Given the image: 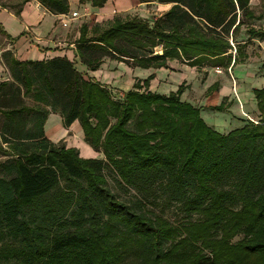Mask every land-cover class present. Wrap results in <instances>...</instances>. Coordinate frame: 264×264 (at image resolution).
<instances>
[{"label":"trees","instance_id":"trees-1","mask_svg":"<svg viewBox=\"0 0 264 264\" xmlns=\"http://www.w3.org/2000/svg\"><path fill=\"white\" fill-rule=\"evenodd\" d=\"M40 1L52 13L69 11L68 0ZM81 1L99 8L108 2ZM142 1L176 3L167 14L172 28L137 17L83 24L77 53L90 70L105 58L142 69L168 68L174 60L224 69L245 62L246 56L228 54L226 36L241 29L243 18L256 17L250 0ZM160 46L163 54H155ZM8 66L17 81L0 86V258L8 264H126L131 257L133 264H264V88L254 91L259 121L221 134L182 100L185 84L169 95L152 92L151 75L117 99L66 58L11 59ZM219 90V83L209 88L206 107L225 112V101L216 104ZM50 112L61 114L66 127L80 121L87 143L104 158L86 159L51 142ZM105 171L144 200L180 204L188 217L206 219L174 226L152 218L143 200H119ZM239 233L244 238L232 244Z\"/></svg>","mask_w":264,"mask_h":264},{"label":"crops","instance_id":"crops-1","mask_svg":"<svg viewBox=\"0 0 264 264\" xmlns=\"http://www.w3.org/2000/svg\"><path fill=\"white\" fill-rule=\"evenodd\" d=\"M68 3V13L57 14L52 13L40 0H0V86L2 83L17 81L8 66L11 59L19 63H41L56 58H66L75 64L77 70L86 80L100 83L110 90L115 97L123 99L125 93L118 91L119 96H117L111 91V88H108V83L116 80L122 82L125 75V79L129 80V73L127 71L123 73L124 62L119 61L117 64L115 62L117 60L105 58L97 70H90L78 57V40L81 36L82 23H84L81 18L91 19L92 22H89L90 28L95 24H108L115 18L130 19L135 17L148 20L151 24L161 20L164 25L168 24L169 28H172V22L167 20V14L176 3L108 0L101 8L94 7L91 1L82 3L81 0H68ZM180 6L183 7V12L192 14L187 7ZM249 9L255 13L256 17L252 19L246 17V41L242 43L243 45L246 44V54L243 55L239 48H236L239 51L236 56L232 54L233 49L228 52V54H232L234 60L237 56L239 58L246 56L245 62L233 64L228 69L211 66H202L200 69L194 67L195 73L201 76L196 79L198 85L200 88H204L202 90V103L198 105L197 101L189 100L190 90H188L186 96L185 93L182 96L183 101L201 109L202 118L216 131L220 128L216 124L217 118H222L219 115L229 113V116H223L228 119V125L230 126L228 128L230 131L228 130L224 134L243 127L247 121H255V118L259 119L260 115L254 91L264 88V0H250ZM79 11L83 13L80 14ZM73 13H78V17L71 18ZM240 13L241 11L238 10L239 18ZM65 16H69V19ZM194 17L199 22V18ZM64 22L67 23V26L63 25ZM72 27H76L77 30L72 31ZM236 34L232 35L231 32L233 40H235ZM240 44L241 42L237 41V45L240 46ZM180 62L178 60L169 61L168 68L142 69L128 66L127 69L131 71L133 79L135 73L138 74L142 70V77L138 75L137 79V81H141L142 85L149 76L155 75V79L150 83L149 90L169 95L171 92H176L182 84H185L186 87L190 86L191 90L194 87L192 82L195 81L197 75H190L184 69L188 65L182 63L181 66ZM240 65L246 67V97L243 91V95L240 93L241 81L234 75L235 69ZM215 83L220 84L216 104L220 105L225 101L228 106L225 112H217L206 107L207 92ZM243 90L245 93V89ZM232 109L234 111L238 109V112H232ZM233 123L238 124L235 128L230 129ZM45 135L54 144L62 143L68 149L76 148L83 158L101 159L103 157V154L96 152L87 143L78 120L66 127L61 114L50 112L45 124Z\"/></svg>","mask_w":264,"mask_h":264},{"label":"rangeland","instance_id":"rangeland-1","mask_svg":"<svg viewBox=\"0 0 264 264\" xmlns=\"http://www.w3.org/2000/svg\"><path fill=\"white\" fill-rule=\"evenodd\" d=\"M79 13L82 14L83 12L79 11ZM241 15H242V13H240V16ZM81 21H84V23H82V25L85 24V23L90 24L89 22H92L91 19H87V18H81ZM243 21H244V25L241 27V29L239 31H237V34L235 35L236 36L235 40H233V38L231 36H226V38L229 40L230 44L233 47V50H232L233 56H236L239 53V51L243 55L246 54V44L245 45L242 44L244 41H246V18H243ZM103 24L107 25V23H103ZM71 30L72 31H76L77 28L76 27H72ZM218 30L220 31V29H218ZM237 41L241 42L240 46L237 45ZM236 48H239V51H237ZM155 54H158V55H162L163 54V49H162L161 46L158 47V48H155ZM240 59L242 60V58H239V60ZM178 61H181L180 65L182 63L188 65L185 61H182V60H178ZM115 62L118 64L119 61L117 60ZM111 64H113V63H111ZM123 66H124L123 67V73H125L126 71H127V73H129V76H128L129 80L125 79V77H126V75H125L123 77V81L122 82L120 80H116L115 82L111 81L110 83H108L109 84L108 88H111V91H113L114 94H116L117 96H119L118 91H121V92L123 91L125 94L129 93L130 91H132L134 89L136 83L138 82L137 81L138 75H140V77H142V75H143V72H141L142 70H140L138 72V74H137V72L135 73V78L133 79L131 71H129V69H127V68H129L128 66H130L132 68L135 67L133 65V63L130 62V61H128V62L126 61V62H124ZM204 66H208V65H204ZM197 68L200 69V67H197ZM184 69L188 73H190V75L191 74L194 75V76L197 75V77H195V81L192 82L193 85H194L193 89L191 90L190 86L186 87L185 96L187 95L188 90H190L189 91L190 95H188L189 100H195V101L198 102V105H199V103H202V100H203L202 90L204 88L202 89V88L199 87V85H198L199 83H198V81L196 79L200 78L201 76L198 75L197 73H195V68L194 67H191V66L188 65V67H184ZM177 71H179V70H177ZM211 71H213V70L211 69ZM221 71L224 72L223 70H221ZM228 74H230V73L228 72ZM234 75L236 76V78H238L241 81V84L239 86L240 93L242 94V91H243V94L246 97V67L244 68L242 65L238 66L235 69V71H234ZM126 83H128V85H126ZM243 89H245V93H244ZM234 94H235V90H234ZM116 98L118 99V97H116ZM235 110L236 111H234V109H232L231 111L232 112H238V109H235ZM223 114L219 115V116H222V118L218 117L217 118V123H216L220 127V128L217 129V131L219 133H221V134H224L226 131H228L229 130L228 128L230 127L228 125L229 124L228 119H225L223 117L225 115L229 116V113H223ZM254 120H255V122L259 121V119H257V118H255ZM214 124H215V122H214ZM237 124L238 123H233V125H232V127L230 129L235 128ZM99 152L101 154H103V152L101 150ZM80 156H81V154H80ZM103 158H104V155H103V157L101 159H103ZM105 173H106V178L108 180L109 187H110L111 191L117 196V198L119 200H121V201H123L125 203H128V204H135L137 201L143 200V202L145 203V206H146L144 208V210H147V212L149 214H153V215H151L152 218H154V215H158V216L166 219L170 224H172L174 226H179V225L182 224V222H184L186 220H190V222H197V221L199 222V221H202L203 219H206V217H203V215H199V214H193L191 217H188L182 210H180V204L172 203V204H168L167 205V203H166V205H165L164 200L159 199V200L156 201L154 198H152V199H150L148 201L144 200L142 194H140L136 189H134V188H132L130 186H127L125 184H119L118 181H120V179L115 175V173H112V172H109V171H105ZM149 201H151V202H149ZM220 237H221V233L218 232L216 234V236L214 237V239L215 238L218 239ZM243 238H244V234L243 233H239L237 235V237H235V239L232 241V244H235V243L239 242ZM0 246H1V244H0ZM197 246H198V248H200L201 244L199 243ZM205 253L207 255H211L210 249H205L203 251V254H205ZM133 263L134 262H133V258L132 257L129 258L128 260H126V264H133ZM0 264H8V263H7V261H5L2 258H0Z\"/></svg>","mask_w":264,"mask_h":264},{"label":"built area","instance_id":"built-area-1","mask_svg":"<svg viewBox=\"0 0 264 264\" xmlns=\"http://www.w3.org/2000/svg\"><path fill=\"white\" fill-rule=\"evenodd\" d=\"M65 17H66L67 19H69V16H65ZM76 17H78V13H73L71 18H76ZM63 25H64V26H67V23L64 22Z\"/></svg>","mask_w":264,"mask_h":264}]
</instances>
